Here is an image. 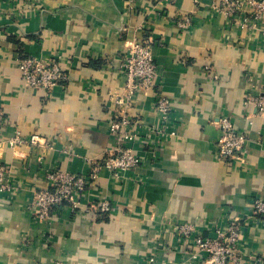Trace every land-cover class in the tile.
I'll list each match as a JSON object with an SVG mask.
<instances>
[{"label": "crops", "instance_id": "1", "mask_svg": "<svg viewBox=\"0 0 264 264\" xmlns=\"http://www.w3.org/2000/svg\"><path fill=\"white\" fill-rule=\"evenodd\" d=\"M219 4L0 0V163L15 187L0 193V264H188L194 248L175 225L194 224L208 237L233 219L242 220L244 264H264V217L251 214L253 201H264V116L254 103L264 94V19L230 27ZM188 18L189 28L178 26ZM133 39L153 46L177 134L140 141L138 169L116 176L101 168L79 208H58L50 226H39L28 206L34 189L54 187L48 171L88 175L113 149V98L124 91ZM25 57L60 60L67 79L51 91L26 88ZM152 95L139 93L129 112L159 126ZM222 117L247 137L237 157L218 156ZM18 131L26 142L13 149L6 142ZM105 200L114 209L99 215L91 206Z\"/></svg>", "mask_w": 264, "mask_h": 264}, {"label": "built area", "instance_id": "2", "mask_svg": "<svg viewBox=\"0 0 264 264\" xmlns=\"http://www.w3.org/2000/svg\"><path fill=\"white\" fill-rule=\"evenodd\" d=\"M219 8L228 18L230 27H255L264 19V0H219ZM249 9V14L247 13ZM191 18L179 21L178 26L189 28ZM18 67L22 74L23 84L26 88L53 90L58 84L67 79L63 64L58 61L45 62L35 57H25L18 60ZM123 71L127 77L124 91L113 98L115 105L120 108L119 115L110 122V134L114 140V147L106 158L97 163L88 175H76L54 167L47 173L54 187L34 189L32 202L28 206L33 219L39 226H50L52 213L56 209L68 205L73 211L79 208L84 192L98 178L99 170L106 168L118 176L122 172L138 169L144 159L135 146L140 141L176 135V123L173 120V106L160 85L157 84L158 65L155 61L153 46L145 40L133 39L126 42L123 59ZM153 92L152 104L159 119V126L149 125L139 115L130 114L129 110L137 99L139 93ZM259 113L264 116V94L254 99ZM5 123V114L0 105V130ZM221 136L217 142V153L220 158L228 159L241 154L247 144V137L238 133L234 123L227 117L219 118ZM150 136V137H149ZM32 144H40L39 138L33 136L29 139ZM26 140L20 131L6 144L16 149L25 144ZM144 141V144L148 143ZM15 191L11 183L10 169L0 163V193L9 195ZM92 209L98 214L109 213L114 208L108 201L98 205L93 204ZM252 217H264V201L256 199L251 207ZM242 221V220H241ZM241 221L233 219L228 221L225 228L217 230L216 236H203L194 224L179 222L174 232L180 242L194 248L187 250L186 263L194 264H244L247 259L238 248L242 239ZM196 249V251H195ZM153 259H150L152 262Z\"/></svg>", "mask_w": 264, "mask_h": 264}, {"label": "trees", "instance_id": "3", "mask_svg": "<svg viewBox=\"0 0 264 264\" xmlns=\"http://www.w3.org/2000/svg\"><path fill=\"white\" fill-rule=\"evenodd\" d=\"M104 214V213H103ZM99 215H102V214H99Z\"/></svg>", "mask_w": 264, "mask_h": 264}]
</instances>
